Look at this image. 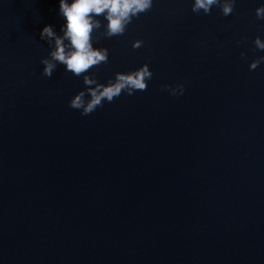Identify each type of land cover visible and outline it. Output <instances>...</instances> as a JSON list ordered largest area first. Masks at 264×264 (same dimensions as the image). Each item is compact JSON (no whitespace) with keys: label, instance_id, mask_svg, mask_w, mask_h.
I'll list each match as a JSON object with an SVG mask.
<instances>
[{"label":"water","instance_id":"1","mask_svg":"<svg viewBox=\"0 0 264 264\" xmlns=\"http://www.w3.org/2000/svg\"><path fill=\"white\" fill-rule=\"evenodd\" d=\"M258 2L223 16L154 0L99 38L109 59L90 69L147 62L146 89L82 116L68 106L81 78L41 75L57 0H0V264H264Z\"/></svg>","mask_w":264,"mask_h":264},{"label":"clouds","instance_id":"2","mask_svg":"<svg viewBox=\"0 0 264 264\" xmlns=\"http://www.w3.org/2000/svg\"><path fill=\"white\" fill-rule=\"evenodd\" d=\"M236 0H191V11L207 14L213 7L221 15L233 12ZM59 26L43 24L39 29V38L47 45V54L40 58L41 75L51 77L58 65L66 73L80 77L83 88L69 99L68 106L87 115L105 102H111L121 93L133 95L146 89L152 78V70L147 62L124 71H116L106 80H99L95 71L90 69L107 63L109 49L98 43L99 38H111L125 33L127 27L142 13L153 7L154 0H57ZM255 17L264 20V0H259L254 9ZM242 39H244L242 37ZM239 43V41H237ZM255 49L264 50V39L259 35L252 40ZM144 44L142 39H133L131 48ZM241 56L247 59L244 52ZM264 62V55L248 61L249 70ZM169 95H180L184 85L161 86Z\"/></svg>","mask_w":264,"mask_h":264}]
</instances>
